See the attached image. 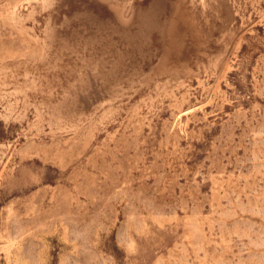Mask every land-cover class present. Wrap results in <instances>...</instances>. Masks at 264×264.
<instances>
[{
	"label": "rangeland",
	"instance_id": "374dc122",
	"mask_svg": "<svg viewBox=\"0 0 264 264\" xmlns=\"http://www.w3.org/2000/svg\"><path fill=\"white\" fill-rule=\"evenodd\" d=\"M0 264H264V0H0Z\"/></svg>",
	"mask_w": 264,
	"mask_h": 264
}]
</instances>
